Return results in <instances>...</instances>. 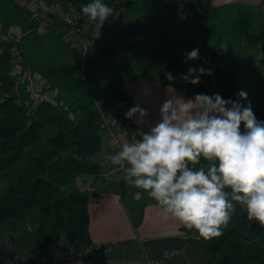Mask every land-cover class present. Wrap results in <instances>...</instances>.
I'll use <instances>...</instances> for the list:
<instances>
[{"label":"trees","instance_id":"1","mask_svg":"<svg viewBox=\"0 0 264 264\" xmlns=\"http://www.w3.org/2000/svg\"><path fill=\"white\" fill-rule=\"evenodd\" d=\"M63 4L78 3L80 7L92 0H50ZM127 1V0H121ZM170 3L172 0H169ZM190 17H198L211 37L225 42L231 33L247 45L257 46L261 37L252 32L254 16L243 5L227 9H214L213 0H180ZM172 5V3H171ZM217 21L225 29L219 33ZM0 31V47H2ZM179 40L173 33L159 30L127 42L122 50L123 60L118 63L113 78L104 90L92 92L85 102L77 99L70 104V113L52 103L34 106L25 88L19 86L11 74L13 56L11 45L0 53V171L16 164L27 148L34 146L42 133L56 127L47 150L31 157L26 171L18 182L0 198V227L10 220H20L34 207L42 211L43 221L36 242L41 247L52 246L61 232L78 244L92 242L90 233L89 198L82 191L80 176L97 175L103 171L99 158L104 137L101 132L102 112L118 119L132 133L137 130L133 118L125 113L134 107L130 89L140 74H145L164 85L174 86L186 95H221L225 100H238V92H247L246 106L251 103L258 121H264V92L243 88L237 80L242 69L232 45L220 47L214 59L222 63V70L215 75L200 76L193 85L181 79L192 61L178 48ZM110 50V47L107 48ZM171 73L174 80L168 79ZM243 128V126H242ZM205 162L201 160V165ZM199 167V165L197 166ZM132 189L135 186L126 187ZM156 203L144 192L135 205V226L139 227L146 207ZM244 217H247L245 213ZM186 234L197 233L183 227ZM208 264H264V229L252 242L237 234L230 235Z\"/></svg>","mask_w":264,"mask_h":264},{"label":"clouds","instance_id":"2","mask_svg":"<svg viewBox=\"0 0 264 264\" xmlns=\"http://www.w3.org/2000/svg\"><path fill=\"white\" fill-rule=\"evenodd\" d=\"M81 11L99 27L113 14L103 0H92ZM198 58L199 49L186 54V62ZM204 74L212 73L189 68L181 79L196 85ZM168 79L175 77L169 73ZM237 95L235 101L219 94L186 100L170 93L160 107L159 121L141 131L138 141L124 143L107 157L120 167L126 183L156 202L165 220H177L198 239L219 237L237 205L250 221L264 227V121L257 120L250 102L241 104L247 92ZM147 115L139 105L125 113L127 119L136 117L138 125ZM181 254L163 251L165 259Z\"/></svg>","mask_w":264,"mask_h":264},{"label":"crops","instance_id":"3","mask_svg":"<svg viewBox=\"0 0 264 264\" xmlns=\"http://www.w3.org/2000/svg\"><path fill=\"white\" fill-rule=\"evenodd\" d=\"M19 2L31 8L23 1L19 0ZM147 5L154 7L159 13L154 15V19L159 24L154 25V33L164 30L177 36V33L183 30L186 31L183 37L194 45L198 41H213V47L208 52L210 60L205 68L211 71V75L222 70V63L214 59L220 47H226L229 43L232 45L233 40H240L231 33L225 35L224 43L220 39L211 37L200 18L190 17L185 11L171 5L169 0H149ZM234 5L248 7L254 16L253 24L259 17L263 21L264 28V0L212 1L213 8L217 10ZM162 10H164L163 13ZM215 24L219 33L224 31L225 28L217 21ZM253 33L256 34V32ZM256 35L262 37V34ZM178 40L179 50L187 54L188 51L182 48V41L179 38ZM252 58L256 61L258 55ZM118 63L117 60L116 66L111 68L110 73L115 72ZM192 65L194 68H199L194 61ZM261 77L259 86L256 88L251 86L253 91L259 89L264 92V76L261 75ZM237 79H239L238 74ZM111 80L112 77L107 85ZM130 93L134 106L139 105L147 110L148 115L143 125H138L135 122L136 117L133 118L137 129L143 132H147L150 126H154L159 121L160 107L169 98L170 93L186 100L194 99L196 96L186 95L180 89L164 85L145 74L137 77L131 86ZM56 131V127L46 129L40 140L34 146L27 148L16 164L0 171V198L18 182L26 171L31 157L49 148L50 140ZM103 137L104 142L99 153L103 171L97 175L79 177L80 186L96 185L94 192L87 193L92 242L78 244L71 241L65 232H61L52 246H39L36 239L43 215L39 207H34L22 219L10 220L0 227V264H208L215 258L216 252L230 235L237 234L247 242L255 241L260 237L264 227L244 217L246 210L240 205L236 206L235 213L228 226L222 229V234L210 240L189 236L183 230L184 226L171 217L165 220L156 203L146 207L144 220L139 227H136L135 205L144 191L136 187L124 188L114 164L107 159L113 155L111 138L106 134H103ZM164 250H182V254L172 259H165Z\"/></svg>","mask_w":264,"mask_h":264},{"label":"rangeland","instance_id":"4","mask_svg":"<svg viewBox=\"0 0 264 264\" xmlns=\"http://www.w3.org/2000/svg\"><path fill=\"white\" fill-rule=\"evenodd\" d=\"M148 2L149 0L122 2L118 15L107 24L96 41L97 53L86 63L82 60V52L61 35L59 22H52L44 31H37L36 12L33 8L23 6L19 0H0V25L3 32L14 27L26 34L20 43L22 65L46 80L57 93V101L69 105L76 98L87 102L91 99L92 92L104 90L111 77L113 78L114 73H110V70L119 61L124 45L136 37L154 33V25H159L154 15L159 13L154 7H149ZM252 31L262 34L257 46L247 45L241 40L232 41L234 53L242 65V69L237 72V80L244 88L251 90V86H259L261 75L264 76V28L259 17L253 24ZM185 35L186 31L183 30L177 33L182 41V48L188 53L199 49V58L194 63L199 68H206L213 41H198L194 45L183 37ZM109 47L111 49L107 50ZM255 55H258V59L253 61L252 57Z\"/></svg>","mask_w":264,"mask_h":264},{"label":"built area","instance_id":"5","mask_svg":"<svg viewBox=\"0 0 264 264\" xmlns=\"http://www.w3.org/2000/svg\"><path fill=\"white\" fill-rule=\"evenodd\" d=\"M21 1L33 8L36 12L37 31H44L52 22H59L61 35L68 43H71L74 48L79 49L82 52V60L84 63L93 59L92 57L97 53V39L101 36V33L107 24L111 23L122 9L121 0H103V2L109 7L113 8V14L108 17L102 26L99 27L84 16L78 3L72 2L63 4L58 1L50 0ZM171 3L178 10L187 13V8L182 1L172 0ZM0 31L2 33V42H4L2 47H0V53L5 51V47L8 44L11 45L13 56V66L11 70L12 77L19 86L25 88L33 105L36 107L42 103H52L60 106L65 112H68L73 116L70 111V104L66 105L64 102L57 101V93L52 90L46 80L42 76L33 74L29 69L22 65L23 53L20 49V43L26 34L14 27L3 32L2 25H0ZM122 60L123 57L121 55L119 57V62ZM100 127L102 134H106L111 138L113 154L121 150L124 143L135 142L141 138L140 130L137 129L136 131L129 133L118 119L106 112H102ZM114 168L119 174L123 185L126 187L133 186L123 180V173L118 165L114 164ZM81 189L85 193H92L96 190V185H82Z\"/></svg>","mask_w":264,"mask_h":264}]
</instances>
